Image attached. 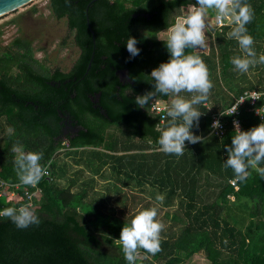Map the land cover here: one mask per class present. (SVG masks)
I'll return each instance as SVG.
<instances>
[{"label":"trees","instance_id":"trees-1","mask_svg":"<svg viewBox=\"0 0 264 264\" xmlns=\"http://www.w3.org/2000/svg\"><path fill=\"white\" fill-rule=\"evenodd\" d=\"M94 1L49 2L57 19H67L80 49L79 58L68 72L47 69L35 59L29 41L16 39L0 47V177L20 185L11 152L17 143L26 151L42 152L41 163L50 169V175L38 184L39 226L19 230L8 218H0V264H127L117 240L128 222L116 216L114 210H105V205L90 203L87 191L75 192L74 181L69 187L61 186L56 179V157L62 149L102 148L116 155L96 152L95 159L103 161L106 156L113 170L124 173L130 159L125 152L158 147L155 127L161 116H149L136 106L135 98L152 90L148 76L169 59L159 34L175 21L181 8L186 9L195 0ZM248 2L254 18L247 28L261 54L264 0ZM227 29L231 27L225 26L218 36L220 55L215 47L212 56L197 53L208 69L219 70V56L222 70L232 66L231 62L225 63V51L231 47L230 52H234L232 44L236 41L226 38ZM128 36L135 37L141 49L134 59L125 47ZM259 70L258 87L251 85L242 95L246 91L264 93V64ZM159 99L168 101V97ZM263 104L264 98L258 106ZM203 112L199 129L193 131L205 138L211 131L212 115L217 112ZM239 119L241 130L259 125L249 106L242 107ZM232 120L233 116L224 118L226 133L221 139L205 138L203 143L186 147L181 157L165 154L163 175L155 176L146 163L133 171L144 174L146 180L157 179L153 182L162 187L167 201L174 197L180 201L172 217L174 227L161 236L162 250L155 256L137 257L136 264H183L181 254L188 259L203 255L210 264H264V179L252 171L235 189L230 183L234 173L223 167L227 158L223 145L231 144L235 131ZM109 125L126 129L114 134L113 141ZM127 130L131 132L130 143L118 142L120 135L122 139L129 133ZM214 180L219 181V190L213 193L214 200L207 202L204 189L214 186ZM21 186V196L24 188L31 193L36 190ZM23 204L0 196V209Z\"/></svg>","mask_w":264,"mask_h":264},{"label":"clouds","instance_id":"clouds-1","mask_svg":"<svg viewBox=\"0 0 264 264\" xmlns=\"http://www.w3.org/2000/svg\"><path fill=\"white\" fill-rule=\"evenodd\" d=\"M210 11L214 13L217 25H231L226 36L237 42L241 52V55L231 58L230 62L235 70L246 74L250 67L264 64V54L258 55L254 38L247 28L254 18V11L248 0H195V3H188L186 9L181 8L180 15L166 31H162L165 38L160 41L164 43L169 54L168 61L159 64L148 76L152 90L135 98L136 106L144 109L151 117L153 112L163 110L164 114L155 127L159 132L156 141L158 147L155 150L166 155L183 156L186 142L195 145L205 141L202 135L194 134L193 130L200 127L203 114L199 106L207 105L214 86L209 78L207 65L197 54L206 51L209 41L215 40L212 26L207 19ZM137 44L135 37L128 36L125 47L130 59L141 53ZM245 95H251L255 99L258 93ZM160 97H168L166 108L160 102ZM243 102L237 100L231 108L221 111V116H232ZM220 127L219 120L211 125L213 130ZM233 127L235 131L231 136V144L223 145L227 154L223 167L234 173V179L230 183L246 182L252 171L264 179V122L246 131L241 130L238 121H233ZM11 152L14 154L13 164L20 185L36 189L42 178L49 175L48 167L41 163L43 153L26 151L18 143L12 146ZM35 194L33 192L29 195L28 202L19 207L0 209V218H8L19 230L39 226L41 221L32 203V196ZM164 200L165 196L157 193V206ZM157 206L138 211L122 228L117 242L127 264H136L141 249L144 250L145 258L149 255L155 256L162 250L161 232L164 225L157 219Z\"/></svg>","mask_w":264,"mask_h":264},{"label":"rangeland","instance_id":"rangeland-1","mask_svg":"<svg viewBox=\"0 0 264 264\" xmlns=\"http://www.w3.org/2000/svg\"><path fill=\"white\" fill-rule=\"evenodd\" d=\"M50 0H34L21 8L0 16V47L10 45L16 39H22L31 42L35 51V59L41 62L47 69L53 71L57 68L63 72L71 70L75 62L80 56V49L74 42V33L70 31L67 19H57L49 7ZM180 15V12L178 13ZM208 22L212 26V32L215 34V40L209 41V47L206 52H212L213 47L219 50V31L215 30V19L210 11L208 14ZM231 27V25H229ZM159 39H164L163 33L158 36ZM227 38V36H226ZM228 39V38H227ZM237 48L238 44H232ZM231 46V45H230ZM260 53L262 52L263 44L260 45ZM256 47V46H255ZM256 49V48H255ZM231 47H227L225 51L226 62L229 63L231 58L241 55L240 51L230 52ZM202 53H204L202 51ZM217 53V51H216ZM259 54V53H258ZM219 70L214 68L209 71V78L213 82L214 92L213 97H222L227 95L229 88L236 89L239 83L236 84V79L251 74L250 71L242 74L231 68L222 70L223 62L219 56ZM262 64H259L261 67ZM255 68V66L253 67ZM18 70H14L17 73ZM122 78H125V73H122ZM250 84V83H249ZM126 129L124 126L109 125L110 135L113 141H116L114 134ZM77 129H73L76 131ZM129 131V130H127ZM131 132L126 133L117 139L118 142L125 144L130 143ZM129 136V137H128ZM118 137V136H117ZM3 139L0 136V144ZM102 153L109 155L108 151L104 149L83 148L78 150L62 149L56 157L58 164L57 182L63 187H69L71 182H75L73 190L79 192L81 189L87 191V200L93 204H103L107 207L105 210H114L116 216H119L124 221L130 222L131 218L140 210L157 206L155 196L157 193L163 194L165 192L159 191L158 188L152 187L150 183H141V186L134 184L127 180L123 172L118 173L113 170L111 162H107L106 156L103 161L95 159L94 153ZM135 167V166H134ZM132 174V179L139 180L135 173ZM218 180L214 186H209L206 189L207 202L214 200L213 193L219 190ZM129 185V186H128ZM131 185L133 188L131 189ZM129 190H133L131 194ZM234 202L235 200H231ZM180 201L179 198L174 197L172 201H167L166 197L162 204L158 205V216L164 228L161 236L174 227L173 215L178 211L177 207ZM179 229L176 228L177 232ZM118 243V242H117ZM119 244V243H118ZM139 258L145 257L143 252H140ZM180 257L185 259L183 264H210L203 255H196L191 259L185 258L184 254Z\"/></svg>","mask_w":264,"mask_h":264},{"label":"crops","instance_id":"crops-1","mask_svg":"<svg viewBox=\"0 0 264 264\" xmlns=\"http://www.w3.org/2000/svg\"><path fill=\"white\" fill-rule=\"evenodd\" d=\"M214 25H215V30H218L220 33H223L224 27L222 29L217 28L216 21H215ZM228 26H229V24H227V27ZM226 31L228 32V31H230V29L224 30V33H226ZM254 47H255V45H254ZM225 48H226V46H225ZM233 48L234 47H232V50H233ZM255 48H256L257 53H259L258 49H257L258 47L256 46ZM235 51H240L238 46L235 49ZM203 52L204 53H202V51H201L199 53L212 56V52H210V53H208L206 51H203ZM249 71L251 74L243 77L242 79L241 78L240 79L235 78L236 84L239 83L237 85L238 87L236 89L229 88L226 92L227 95H224L221 98L220 97H213L212 93L214 92V90H211V94H210L209 101H208L207 105L206 106H204V105L199 106V110L202 112V114L204 113L203 109H206L209 112L214 113V112H219V111H223L224 109L230 108L233 106V104L236 103L237 99H239V97L242 95V92H244V90L250 89L248 87H251V85L252 86L254 85L253 86L254 89H255V87H258L259 81H260V78L258 77L259 76L258 74L260 73L259 64H257L255 66V68L250 67ZM184 95H187V94H184ZM160 100L162 102H164L165 104H167V101L162 100V99H160ZM205 138H209V139L213 138L211 131L208 133V135ZM191 145L192 144H190V143H186V147H188V148L191 147ZM108 154L110 156L116 155V154L109 152V151H108ZM124 155H126L127 157H130V159L127 160V165H129V166L127 167V169L124 170V175L126 176L127 180H129L130 182H133L134 184H137V185L139 184L140 186H141V183H144V182L150 183L152 185V187H156L159 189V191H162V187L158 186V184L153 182L157 179L150 178L149 180H146V178L144 177V174H142V175L138 174L137 176H138L139 180L135 181L131 177L129 178V174L125 173V171H127L128 173H133V171L135 172L136 169H137L136 171H139L142 168V165H144L146 163L151 169H153L155 176H157L158 174L161 176V175H163L162 169H163V165L165 162V156H166L164 153L158 152L155 149H153V150L152 149H150V150L143 149V150H134L131 152H125ZM144 158H147V160H144ZM178 159H180V158H178ZM132 188H133V186L131 185V189ZM129 191H130V193L132 192L131 194H134V195L136 194L133 192V190H129ZM234 199H235L234 196L233 197L231 196V200H234Z\"/></svg>","mask_w":264,"mask_h":264},{"label":"built area","instance_id":"built-area-1","mask_svg":"<svg viewBox=\"0 0 264 264\" xmlns=\"http://www.w3.org/2000/svg\"><path fill=\"white\" fill-rule=\"evenodd\" d=\"M216 26H217V28L222 29L223 27L227 26V23H225L223 26L217 25V23H216ZM253 92L258 93V96L255 99H253V97L251 95H247V96L245 95L246 93L250 94ZM263 96H264V93H259L258 91H246L239 99H237V100H243L244 102L239 106L237 112L232 115L233 116L232 122L238 121L240 124V127H241V120L239 119V115L241 113L242 107H245V106L251 107L252 112L254 113V116L256 118H258V120H259V124L261 122H264V104L261 106H258L259 101L264 98ZM160 102L165 105V108L167 107V104H165L161 100H160ZM153 113L156 115H160V116L164 114L163 110H161L159 112H153ZM220 113H221V111L214 113L212 115V123L216 120H219L221 127L219 129H215V130L211 129L212 136H216L219 139H221L225 135L226 125H227V123L224 122V118L226 116H221ZM165 122H166V120L164 121V123ZM212 123H211V125H212ZM48 170H49V175H50L49 167H48ZM49 175H47V176H49ZM232 186H234L235 189L239 188L238 183L232 184ZM21 189H22L21 185L9 184L0 177V196L5 197L6 200H8L9 202H14V203H18L19 201H24V203L28 202V196L31 195L32 193L29 192L27 190V188H24V190H23L24 196H21L18 192ZM35 193L36 194L34 196H32V203L35 206V208H37L38 206H37L36 199L38 200L40 198V194H41V190L38 188V185H37V188L35 190ZM16 207H17V205H16Z\"/></svg>","mask_w":264,"mask_h":264},{"label":"water","instance_id":"water-1","mask_svg":"<svg viewBox=\"0 0 264 264\" xmlns=\"http://www.w3.org/2000/svg\"><path fill=\"white\" fill-rule=\"evenodd\" d=\"M30 0H0V12L11 9L17 5L23 4ZM98 1V0H95ZM94 1V2H95Z\"/></svg>","mask_w":264,"mask_h":264},{"label":"bare ground","instance_id":"bare-ground-1","mask_svg":"<svg viewBox=\"0 0 264 264\" xmlns=\"http://www.w3.org/2000/svg\"><path fill=\"white\" fill-rule=\"evenodd\" d=\"M32 1H34V0L27 1V2H25V3H23V4H20V5H17V6H15V7L11 8V9L1 11V12H0V16H2V15H4V14H7V13H9V12L15 11V10L21 8L22 6L27 5L28 3L32 2Z\"/></svg>","mask_w":264,"mask_h":264},{"label":"flooded vegetation","instance_id":"flooded-vegetation-1","mask_svg":"<svg viewBox=\"0 0 264 264\" xmlns=\"http://www.w3.org/2000/svg\"><path fill=\"white\" fill-rule=\"evenodd\" d=\"M121 76H122V75H121ZM126 78H127V77H126V75H125V78H123V79L126 80Z\"/></svg>","mask_w":264,"mask_h":264}]
</instances>
